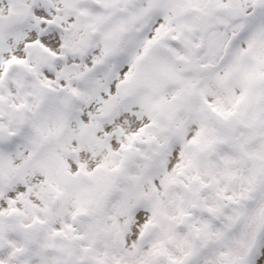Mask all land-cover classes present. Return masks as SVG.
<instances>
[{"label": "snow or ice", "instance_id": "obj_1", "mask_svg": "<svg viewBox=\"0 0 264 264\" xmlns=\"http://www.w3.org/2000/svg\"><path fill=\"white\" fill-rule=\"evenodd\" d=\"M0 264H264V0H0Z\"/></svg>", "mask_w": 264, "mask_h": 264}]
</instances>
